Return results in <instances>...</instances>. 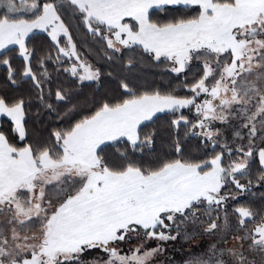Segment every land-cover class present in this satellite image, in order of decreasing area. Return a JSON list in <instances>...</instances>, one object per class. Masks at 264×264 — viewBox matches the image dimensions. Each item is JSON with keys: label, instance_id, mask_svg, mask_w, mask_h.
<instances>
[{"label": "snow or ice", "instance_id": "6c2138e0", "mask_svg": "<svg viewBox=\"0 0 264 264\" xmlns=\"http://www.w3.org/2000/svg\"><path fill=\"white\" fill-rule=\"evenodd\" d=\"M0 264H264V0H0Z\"/></svg>", "mask_w": 264, "mask_h": 264}]
</instances>
